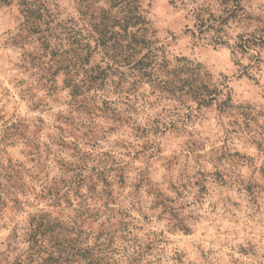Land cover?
<instances>
[{
  "label": "clouds",
  "instance_id": "9594fccd",
  "mask_svg": "<svg viewBox=\"0 0 264 264\" xmlns=\"http://www.w3.org/2000/svg\"><path fill=\"white\" fill-rule=\"evenodd\" d=\"M0 264H264V0H0Z\"/></svg>",
  "mask_w": 264,
  "mask_h": 264
}]
</instances>
